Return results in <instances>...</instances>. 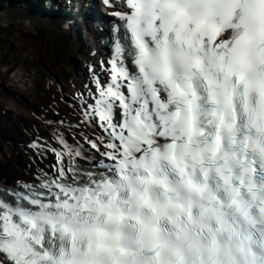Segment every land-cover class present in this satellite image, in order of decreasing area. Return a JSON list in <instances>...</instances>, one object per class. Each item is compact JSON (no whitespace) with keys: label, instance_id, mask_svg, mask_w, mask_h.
Instances as JSON below:
<instances>
[{"label":"snow or ice","instance_id":"6c2138e0","mask_svg":"<svg viewBox=\"0 0 264 264\" xmlns=\"http://www.w3.org/2000/svg\"><path fill=\"white\" fill-rule=\"evenodd\" d=\"M112 15L81 121L102 134L33 142L55 171L0 189V264H264V0Z\"/></svg>","mask_w":264,"mask_h":264},{"label":"rangeland","instance_id":"374dc122","mask_svg":"<svg viewBox=\"0 0 264 264\" xmlns=\"http://www.w3.org/2000/svg\"><path fill=\"white\" fill-rule=\"evenodd\" d=\"M62 4L64 5V2H62ZM69 6V4H65L60 10L57 7L50 8V6L47 5V11H51L52 15L48 16L49 13L47 14L46 12L48 16L46 18L40 14L42 13L40 9H38V11L24 1L14 5H10L8 2L5 5H0V143L2 146H6L7 142L5 141L8 137L7 148L13 152V155H9L6 160L1 158L3 155L0 153V155H2L0 157L1 173L11 168L12 165L22 162V154L25 149L22 151L21 155L14 152H19L18 148L23 149L22 145L27 143V141H25L26 136L27 138L32 137L31 139H33V142L35 138L43 137L42 127L47 130L50 136L53 132L57 133L60 131V134H62L64 140L69 145L74 141L75 144L79 143L83 146L86 151L89 149V146L84 139L86 129L78 126V121L70 117L64 110H55L53 107H49L48 102L52 98V93L40 89L28 93H24L18 89H11L14 90L15 93H18L12 94L9 93V91L2 90L3 85L10 83L12 76L11 72L14 70L16 71L17 68L19 69V67L21 68L23 66L24 61L22 55L29 59L34 57V59L30 61L31 64L28 68V72H26V74H29L31 80H34L35 82L39 81L36 78H32L31 75L33 68H36L41 74L50 79L63 80L64 82L70 83L68 85L71 88H75V85H77L83 91L86 90L85 85L88 84L87 73L90 71V65L88 63L86 64V62L89 61V57L94 58L86 44L87 36L79 32V41H74V32L71 31L68 34L56 36L54 38V43L48 41L45 43L46 45L42 44L39 48L40 51L37 52L35 42L30 41L28 37L22 34L21 31L24 25L19 23L22 22L19 19L21 13H26L28 17L34 19L37 23L39 22L42 32L34 30L36 37L39 38L42 33H45V29L51 27V22H54L52 21L54 17H56L54 16V9H59L56 15L60 13V16H68L75 13L77 7L72 10L73 7L70 8ZM16 13H19L17 18L12 16ZM74 16L75 15H72V17ZM75 28L79 31V28ZM77 49H80L79 51L81 54L77 53L79 52L76 51ZM26 62L28 61H25V63ZM56 76L58 78H56ZM18 79V83H22L20 80L21 78ZM91 88L93 89V87ZM59 91V98L61 100L63 98V101L67 106L66 108L68 110L74 108L79 116L81 113L80 105L77 103L76 105L78 107L74 106L75 102L72 101L71 96L65 94V92L69 91ZM5 94H11L14 96L20 105L17 104L18 107H8V105L5 104L7 101L3 96ZM80 96H82V92L80 93ZM12 103L15 104V102L11 101V104ZM32 104H34L35 107H29ZM40 119H53V121H45L44 123V121H40ZM94 127L97 133L101 132L98 127ZM37 143L39 144V142ZM30 144H32V142H30ZM15 147L17 148L16 150ZM29 147H31V145ZM37 150L39 153V149ZM32 152L34 153L33 157L35 156V168L38 173H44V171L48 173L54 172L49 165H45L43 160H41L43 157H41V154H38L34 150H32ZM41 168L43 169L41 170ZM0 181L4 182V180Z\"/></svg>","mask_w":264,"mask_h":264},{"label":"bare ground","instance_id":"6f19581e","mask_svg":"<svg viewBox=\"0 0 264 264\" xmlns=\"http://www.w3.org/2000/svg\"><path fill=\"white\" fill-rule=\"evenodd\" d=\"M90 1L91 0H84V2H90ZM84 10H85L84 11V17H87L88 20L86 21V23L82 24V28L86 29L90 33V35H89L90 38H88L87 40L90 42V44H89L90 50H92L94 53V58L89 57L88 58L89 61H87L86 64L88 63L90 65V67L94 71H96L100 75L101 78H103L106 75V73L100 71V62L104 61L106 54H105V51L102 49V47L99 46L98 38L100 37V34L96 32V29H95L96 27L93 24H91V21H93V20L88 16L92 13V10L89 9V7H84ZM103 12H105V10H103ZM93 13H95V12H93ZM100 13L102 14V11H100ZM18 14L19 13H16L15 15H12V14L11 15L13 17L17 18ZM104 18L105 17L102 16V20H104ZM19 19L23 22V23L22 22H19V23L24 25L22 28V31H21L22 34L24 36L28 37L30 41L35 42L37 52L40 51L39 48L42 44H45L48 41L54 43V38L56 36L65 35L71 31L74 32L73 40L79 41L80 36H79L78 30L75 28H72L71 30H67L66 28H63V25L65 23L59 18L55 17L52 20L54 22H51V27L50 28L48 27V29H45V31H44L45 33H42L41 37H39V38L36 37L35 31H34V30H37L39 32H42V30L40 28L41 25L39 24V22L37 23L34 19L28 17L26 15V13L25 14L21 13V15H19ZM100 22H103V21H100ZM100 22L97 23L98 26L101 25ZM22 59L24 61L23 66L21 68L19 67V69L17 68L16 71L14 70L13 72H11L12 76L10 79V83L3 85L2 90L9 91V93H12V94H18V93H15V91L11 90V89H18L24 93L32 92L36 89H40V90H44L46 92H50V93H52V95H51L52 98L48 102L49 107H53L55 110H59V109L64 110L67 114H69L70 117L76 119L78 121L77 125L84 127L86 129L85 136H94L95 137L97 135L102 134L101 132L97 133L94 126H89V125H85V124L81 123V121L84 120V116H83V111L85 108L84 102L86 101V99L88 97V88H90L93 85L91 83V80H92V72L91 71H88V73H87L89 87L83 91L77 85H75L76 86L75 88H71L68 85L70 83L64 82L63 80L60 81L59 79L58 80L53 79V78L50 79L49 77H46L45 75L41 74L38 71V69H36V68H33V72H31V75H32V78H36L39 81L35 82L34 80H31L29 77V74H26V72H28V68L30 67V64H31L30 61L33 60L34 57L32 59H29V58L24 57L22 55ZM25 61H28V62L25 63ZM18 78H21L20 80L22 83H20V84L18 83V80H19ZM56 78H58V77L56 76ZM59 90H68L69 92H65V94H69L71 96L72 101L75 102L74 106L78 107L76 105L77 103L80 105V112L81 113L79 114V116H78L77 111L74 108H72L70 110H68L66 108L67 106L64 103L63 98H62V100L59 98V95H60ZM81 92H82V96H80ZM3 96H4L5 100L7 101V102H5V104L8 105V107H18L17 104L20 105V103L11 94H5ZM38 99H39V97H38ZM11 101L15 102V104H13V103L11 104ZM27 105H28V102H27ZM29 107H35V105L32 104ZM52 118H53V116H52ZM42 120L43 119H40V121H42ZM43 121H44V123H45V121H51L52 122L53 119L52 120L46 119ZM42 133H43V137L34 139V141L36 143L39 142V144L45 145L49 149L55 148L57 150H62V145H60L58 143L57 139L54 136L55 132H53L50 136V134L47 132V130L42 127ZM57 133L60 134V131ZM57 133H55V134H57ZM31 138L32 137L27 138V136H26L25 141H27V143L22 145L23 149L18 148L19 152H14L18 155H21L22 151L25 149L24 153L22 154V162L19 164H16V165H12L11 168L5 170L3 173L0 172V180H4L3 183H6L8 185H16L17 181H19L20 183L27 182L30 180H34L39 175L43 174V173H38L37 169L35 168V161H34L35 156L33 157L34 153L32 152V150L36 151L37 153H38V150H37V148L29 147L30 145L33 144V141H32L33 139H31ZM2 139H5V138H2ZM5 142H7L6 146H2L0 143V146H2V147H0V153H2V155H3V156L0 155V157L2 156L1 158L6 160L9 155H13V152L7 148L8 147V137H7ZM30 142H32V144H30ZM71 145H75L74 141L72 142ZM16 149L17 148L15 147V150ZM89 155H91L90 152H89ZM39 157H40V155H39ZM41 157H42L41 160H43L45 165L46 164L49 165L51 167V169L53 171H55V169L53 168V165H55L57 163L55 153L52 151H50V152L45 151L41 155ZM14 158H17V157H14ZM97 159H98V157H97ZM65 162H66V158H65ZM42 169L43 168H41V170ZM0 182H2V181H0Z\"/></svg>","mask_w":264,"mask_h":264},{"label":"trees","instance_id":"16d2710c","mask_svg":"<svg viewBox=\"0 0 264 264\" xmlns=\"http://www.w3.org/2000/svg\"><path fill=\"white\" fill-rule=\"evenodd\" d=\"M25 2V3H30V5L34 6H39L40 8H42V13L45 14L46 10H47V6L45 4V0H0V5H5L7 2L10 3V5H14L16 3H21V2ZM35 1H37V4L35 3ZM80 50V49H79ZM78 49L76 51H79ZM79 54H81V52H77Z\"/></svg>","mask_w":264,"mask_h":264}]
</instances>
